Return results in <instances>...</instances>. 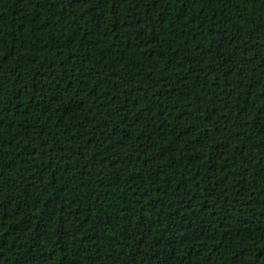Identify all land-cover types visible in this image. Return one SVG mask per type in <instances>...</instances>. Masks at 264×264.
Listing matches in <instances>:
<instances>
[{"label":"trees","instance_id":"1","mask_svg":"<svg viewBox=\"0 0 264 264\" xmlns=\"http://www.w3.org/2000/svg\"><path fill=\"white\" fill-rule=\"evenodd\" d=\"M0 264H264V0H0Z\"/></svg>","mask_w":264,"mask_h":264}]
</instances>
